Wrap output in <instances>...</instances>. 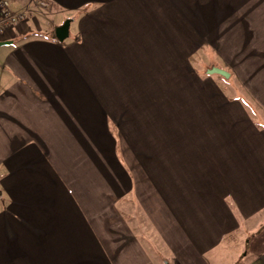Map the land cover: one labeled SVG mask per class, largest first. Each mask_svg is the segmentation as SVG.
I'll return each mask as SVG.
<instances>
[{"label":"crops","instance_id":"obj_1","mask_svg":"<svg viewBox=\"0 0 264 264\" xmlns=\"http://www.w3.org/2000/svg\"><path fill=\"white\" fill-rule=\"evenodd\" d=\"M14 1L0 264H264V0Z\"/></svg>","mask_w":264,"mask_h":264},{"label":"rangeland","instance_id":"obj_2","mask_svg":"<svg viewBox=\"0 0 264 264\" xmlns=\"http://www.w3.org/2000/svg\"><path fill=\"white\" fill-rule=\"evenodd\" d=\"M44 13H46V11L43 10V12H40L39 10H36L33 14H35V17H38L40 19V21L42 22V24L44 26H47L48 23L46 21L47 20L46 17H48V16H46ZM50 33L52 34L53 31H50ZM9 35H11V33H8L6 36H9ZM18 39H19L18 37L15 38L14 36L12 38L13 41L18 40ZM12 40H10V41H12ZM3 48L4 49H2V53H4V51L6 49V45H4ZM195 59H200V61H202L200 64L197 65V69L195 72H199V76H203L206 74L210 78V79H208V82H206L204 84L206 87H209V86L210 87H217L222 91H224V89H227L228 93H230V94L232 93V96L236 97L237 100H242L243 94L240 91V88L236 85L233 77L225 79L224 77L217 75V74H213V75L207 74V71L213 67H218V68L224 69V67L221 64L214 62L211 59L209 61H207L206 57L204 55H202L201 52L199 53V57H198V55L194 56L193 60H195ZM191 65L196 66L195 61L191 62ZM0 77H1V74H0ZM251 110H253V116L255 117L256 114H255L254 109L251 108ZM251 110H250V114L252 113Z\"/></svg>","mask_w":264,"mask_h":264},{"label":"built area","instance_id":"obj_3","mask_svg":"<svg viewBox=\"0 0 264 264\" xmlns=\"http://www.w3.org/2000/svg\"><path fill=\"white\" fill-rule=\"evenodd\" d=\"M43 4L16 5L14 0H0V39L16 27L28 21L36 10H42Z\"/></svg>","mask_w":264,"mask_h":264},{"label":"water","instance_id":"obj_4","mask_svg":"<svg viewBox=\"0 0 264 264\" xmlns=\"http://www.w3.org/2000/svg\"><path fill=\"white\" fill-rule=\"evenodd\" d=\"M69 25H70V21L65 20L62 25H60L54 29L55 38L59 42H62L64 39H66L69 36ZM10 43H11V41H0V47L7 45V44H10ZM207 74L208 75L217 74V75L224 77L225 79H228L230 77V74L227 71H225L222 68H218V67H213V68L209 69L207 71Z\"/></svg>","mask_w":264,"mask_h":264},{"label":"trees","instance_id":"obj_5","mask_svg":"<svg viewBox=\"0 0 264 264\" xmlns=\"http://www.w3.org/2000/svg\"><path fill=\"white\" fill-rule=\"evenodd\" d=\"M30 35H35V34H28L27 36H26V38H28V37H31ZM53 35V34H52ZM54 36V35H53ZM20 39V38H19Z\"/></svg>","mask_w":264,"mask_h":264}]
</instances>
